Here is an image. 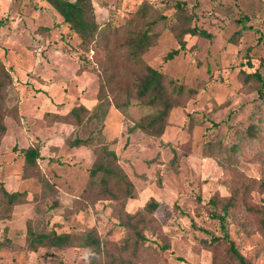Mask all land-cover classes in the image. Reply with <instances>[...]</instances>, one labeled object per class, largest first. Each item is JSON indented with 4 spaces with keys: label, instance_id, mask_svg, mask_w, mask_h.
Here are the masks:
<instances>
[{
    "label": "rangeland",
    "instance_id": "obj_1",
    "mask_svg": "<svg viewBox=\"0 0 264 264\" xmlns=\"http://www.w3.org/2000/svg\"><path fill=\"white\" fill-rule=\"evenodd\" d=\"M144 1L157 38L143 61L183 86L180 96L173 94L176 103L160 135L133 127L153 110L135 92L123 109L115 107L111 91L102 93L97 115L82 125L48 120L47 111L65 114L80 103L99 102L101 72L110 57L117 58L120 70L133 68L125 49L115 44L124 34L96 35L84 48L47 0H0V62L12 76L4 104L11 112L16 106L15 114L4 116L0 184L25 192V200L0 217V240L13 244L0 249V264H88L85 248L75 245L27 249L28 222L36 231L76 233L95 225L104 246L117 250L127 231L112 213L113 202L75 204L89 185L94 146L100 144L115 150L134 184L136 195L127 199L126 210H139L150 197L160 203L143 230L146 240L134 264H209L215 256L223 264H239L226 242H211L212 235L223 233L211 213L222 212L227 200L229 237L252 264H264V227L256 210L264 205V91L240 71L250 70V60L264 80V0H183L191 24L210 35L186 33L185 46L168 59L166 53L179 46L167 22L174 18L177 0H92L96 19L112 26L124 25ZM88 135L94 138L91 145L69 144ZM30 145L39 147V167L52 189L36 176H23L19 149Z\"/></svg>",
    "mask_w": 264,
    "mask_h": 264
},
{
    "label": "trees",
    "instance_id": "obj_2",
    "mask_svg": "<svg viewBox=\"0 0 264 264\" xmlns=\"http://www.w3.org/2000/svg\"><path fill=\"white\" fill-rule=\"evenodd\" d=\"M62 16L66 25L76 32L80 38V44L84 48H88L91 40L96 35L106 34H124L120 41L115 44L125 49V59L132 63L133 68L125 67L120 70L117 58L110 57L109 65L105 66L103 73L101 72V80L98 92L99 102L92 107L83 103L72 106L65 114L57 112H45V117L52 120H60L72 123L75 126L82 125L87 120L97 115V108L102 103V93L111 91L113 94L114 105L123 109L129 103L132 92H135L137 98L153 108L135 121L133 127L149 133L160 135L165 127V122L171 108L176 103V97L183 92L182 84L167 80L166 75L157 67L152 66L143 61L142 54L147 48L154 43L157 33L152 32L150 26L155 20H146V14L150 9L147 1L140 3L139 7L134 10V16L127 19L124 25L112 26L110 22H100L96 19L92 0H47ZM185 1L177 0L175 2L174 18L168 19L170 30L176 36L179 46L169 50L165 58H172L181 48L185 46L184 35L186 33L198 34L201 36H209L210 34L203 28L191 24L192 13L185 12ZM166 19L167 16H164ZM142 20V24L136 29H129L128 24L134 21ZM122 30V27L125 26ZM137 25V24H136ZM47 29L48 26H41ZM250 70L241 68L240 71L259 81L257 90L263 93L264 80L261 73L254 67V64L248 60ZM133 76L132 80L129 77ZM12 76L8 68L0 62V138L5 133L6 127L4 116L7 113L15 114L16 106L13 111H7L4 104V94L6 85L11 83ZM192 92V89H188ZM176 94V97L173 96ZM119 95V97H118ZM120 96L124 100L120 102ZM94 109V110H93ZM94 138L91 135L80 137L75 136L69 140L71 146L93 144ZM16 149V146H13ZM95 158L89 167L90 181L86 190L76 198L75 204L85 206L86 201H94L92 199L106 198L113 202L112 213L117 218L118 223L126 228V235L122 240V244L117 250L106 248L103 244L102 236L95 225H91L81 233L70 232L65 230H57L56 228L49 231H36L31 222L26 225L25 247L29 250H35L39 246H55L64 248L66 246L75 245L85 248L88 254V264H134V258L138 257L144 246L146 236L143 230L154 216V212L159 206V201L154 197H150L144 205L135 212L126 210L125 203L128 198L136 195V190L129 176L121 169L117 162V154L115 150L109 148L106 144L94 146ZM19 152L24 157L23 176H36L43 181V185L53 188L50 182L40 170L38 158L40 151L38 146L30 145L21 147ZM98 174V181L94 180ZM98 184V186H97ZM260 185H264V179ZM97 186V187H96ZM96 191V194L90 193ZM23 191L7 190L4 185L0 184V217H6L16 203L25 200ZM213 201V200H212ZM231 201L227 200L223 203L222 212L213 210L212 217H215L221 223L223 233L221 235H212L211 242L218 243L220 241L227 243V251L232 259H236L239 264H252L237 248L234 241L229 237L225 226L228 206ZM76 208V209H77ZM260 214L261 227H264V205L256 208ZM13 244L7 238L0 240V249L10 248ZM163 249L168 248V244H162ZM227 263V262H226ZM225 263V264H226ZM209 264H223L215 258ZM227 264H231L229 261Z\"/></svg>",
    "mask_w": 264,
    "mask_h": 264
}]
</instances>
